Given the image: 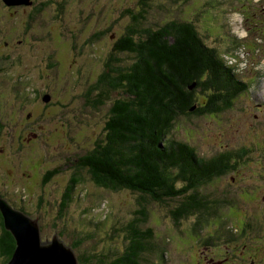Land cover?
Segmentation results:
<instances>
[{
    "label": "rangeland",
    "instance_id": "rangeland-1",
    "mask_svg": "<svg viewBox=\"0 0 264 264\" xmlns=\"http://www.w3.org/2000/svg\"><path fill=\"white\" fill-rule=\"evenodd\" d=\"M137 1L51 0L39 12L31 4L14 7L0 0V92L12 87L11 79L22 77L25 84L19 86L23 91L19 98L14 96L12 88L13 94L0 99V191L38 220L42 227V242L52 241L53 234L61 232L59 237L67 245L80 242L74 249L76 252H91L95 248L102 251L110 247L123 250L126 245L119 229L138 208L139 196L135 192L105 189L85 172V181L72 191L66 208L60 209L66 182L76 169H67L71 167L65 165L94 147L92 142L104 133L111 104L107 101L101 108L87 107L89 103L85 102L83 89L90 78L102 72L106 66L104 61L112 59L113 65H119L122 62L119 56L126 61L129 59L128 55L116 57L115 53L112 58L107 57L129 22V18L122 17L121 9L125 6L137 9ZM180 1L151 0L154 11L149 14L150 24L156 26L173 16H182ZM206 1L194 0V4L199 2V6ZM216 7L209 6L201 11L200 33L207 44L216 47L228 59L233 56L238 62L242 61L240 77L245 78L247 86L251 85L250 89L257 87L251 93H264V0H224L223 6ZM206 11L219 14L220 18L217 15L214 20L205 21ZM233 27L238 35L233 33ZM104 28L110 30L80 53L79 43L90 31H105ZM75 33L77 38L74 39ZM56 35L61 36L60 43L51 39ZM74 41L80 52L78 48L73 49ZM243 41L242 47H234ZM46 93L48 98H44ZM246 97L245 93L239 95L220 115L186 119L187 128L181 129L180 134L193 137L204 152L216 150L222 143L220 139L229 143L242 136L250 138V128L260 122L262 113L248 121L247 115L240 116L244 113ZM48 101L53 102L52 106H48ZM34 125H37L34 130L39 132L37 138L27 133L28 127ZM25 129L24 134L20 133ZM258 132L262 133L261 130ZM257 152L251 150L247 159L252 164V171L245 173V167L241 166L237 172L232 169L229 173V177L251 191L258 187L260 174L264 173V156L260 158L258 154L257 159ZM54 166L61 167V171L49 183L42 184L43 173ZM263 191L261 188L259 194ZM39 196L44 200L41 212L35 207ZM168 203L153 201L148 207L149 225L155 229L159 243L164 242L170 249L168 264H212L209 261L216 262L224 256L226 258L219 264H245L244 257L252 254L244 250L246 246L241 240L232 245L225 242L217 246L206 244L200 238L193 241L188 232L190 220L174 223L169 211L172 207L167 206ZM256 232L264 234L262 229ZM235 245L238 246L236 252L231 250ZM198 247L206 248L199 255L201 260L193 256Z\"/></svg>",
    "mask_w": 264,
    "mask_h": 264
},
{
    "label": "trees",
    "instance_id": "trees-1",
    "mask_svg": "<svg viewBox=\"0 0 264 264\" xmlns=\"http://www.w3.org/2000/svg\"><path fill=\"white\" fill-rule=\"evenodd\" d=\"M150 1L138 0V10L134 6L121 9L122 17L129 18V22L107 59L112 58L113 53L116 57L128 55L129 59L126 61L119 56L122 60L119 65H113L112 59L104 61L106 66L102 72L90 78L83 89L85 102L89 103L87 107L101 108L107 101L111 104L104 133L92 142L94 147L65 165L71 167L67 169H76L66 182L60 210L66 208L76 186L85 181V172L100 187L128 189L138 194V208L119 229L126 241L123 250L113 247L102 251L95 248L91 252L74 250L79 264H168L170 249L164 242L159 243L155 229L149 225L148 207L153 201L169 202L166 205L172 207L174 223L190 220L188 232L196 241L210 228L232 226L235 214L241 211V196L251 195L247 186H241L239 181L229 177L232 169L237 172L244 164L239 149L225 153L220 150L204 152L193 137L180 134L181 129L187 128L186 119L219 115L246 89L231 59L207 44L199 30L201 11L213 5L221 7L224 0H208L206 5L205 2L199 6L194 0H181L178 5L183 15L173 16L156 26L149 21L151 10L154 11ZM2 2L9 6L4 0ZM30 2L41 12L51 0ZM205 15V21L214 20L217 15L220 18L212 12ZM108 30H89V35L79 43L81 52L76 41L73 49L85 52ZM74 36L77 38V33ZM60 38L56 35L51 39L60 43ZM243 45L244 42H240L236 47ZM10 83L12 87L2 90L0 99L13 94L12 88L15 97L23 94L19 88L20 84L25 85L22 77L11 79ZM40 94L43 98V93ZM47 96L48 93L44 98ZM52 104L48 101V106ZM35 128L37 125L31 126L27 133L37 138L39 132ZM61 169L48 167L43 173L42 184L49 183ZM250 170V167L245 168L244 172ZM0 197L29 215V210L27 212L7 199L4 191H0ZM43 202V197L39 196L35 207L40 212ZM0 226V263L7 264L14 253L16 240L4 227L2 215ZM258 229L264 231V221ZM57 233L59 237L61 232ZM260 235L253 248L244 249L252 253L248 255L249 259L244 257L245 263L250 262L251 255H256L255 250L264 258V251H260L264 248V234ZM216 239L220 241L219 237ZM79 243L74 241L69 246L75 249Z\"/></svg>",
    "mask_w": 264,
    "mask_h": 264
},
{
    "label": "water",
    "instance_id": "water-1",
    "mask_svg": "<svg viewBox=\"0 0 264 264\" xmlns=\"http://www.w3.org/2000/svg\"><path fill=\"white\" fill-rule=\"evenodd\" d=\"M8 5L31 4L30 0H4ZM48 98V97H47ZM4 227L16 240L7 264H79L74 249L53 234L52 241L42 242L41 227L36 218L18 210L0 197Z\"/></svg>",
    "mask_w": 264,
    "mask_h": 264
},
{
    "label": "flooded vegetation",
    "instance_id": "flooded-vegetation-1",
    "mask_svg": "<svg viewBox=\"0 0 264 264\" xmlns=\"http://www.w3.org/2000/svg\"><path fill=\"white\" fill-rule=\"evenodd\" d=\"M29 128V131H30V127H28ZM25 131H26V129L25 130H23L22 132H20V133H22V134H24L25 133ZM28 131V132H29ZM21 209H22V207H20ZM1 215V214H0Z\"/></svg>",
    "mask_w": 264,
    "mask_h": 264
},
{
    "label": "bare ground",
    "instance_id": "bare-ground-1",
    "mask_svg": "<svg viewBox=\"0 0 264 264\" xmlns=\"http://www.w3.org/2000/svg\"><path fill=\"white\" fill-rule=\"evenodd\" d=\"M19 5H21V4H19ZM170 211V210H169ZM30 216V215H29ZM31 217V216H30ZM33 218V217H32ZM46 243V242H45Z\"/></svg>",
    "mask_w": 264,
    "mask_h": 264
}]
</instances>
